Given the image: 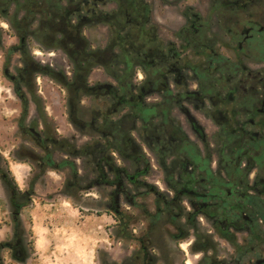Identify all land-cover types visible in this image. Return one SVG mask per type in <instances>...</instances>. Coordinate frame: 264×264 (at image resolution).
<instances>
[{"label":"rangeland","instance_id":"obj_1","mask_svg":"<svg viewBox=\"0 0 264 264\" xmlns=\"http://www.w3.org/2000/svg\"><path fill=\"white\" fill-rule=\"evenodd\" d=\"M210 3L0 0V168L23 204L15 237L11 192L0 179V264H129L139 240L166 241L167 216L148 218L147 186H162L178 128L198 142L186 118L212 132L188 105L184 117L181 102L172 104L196 60L178 38L185 9L206 17ZM215 20L210 14V34L222 40ZM170 48L176 60L166 73ZM15 82L29 101L27 133L18 127ZM43 143L55 164H74L76 178L42 161ZM13 162L27 166L22 182Z\"/></svg>","mask_w":264,"mask_h":264},{"label":"flooded vegetation","instance_id":"obj_2","mask_svg":"<svg viewBox=\"0 0 264 264\" xmlns=\"http://www.w3.org/2000/svg\"><path fill=\"white\" fill-rule=\"evenodd\" d=\"M207 13L185 9L178 38L196 60L172 104L184 117L188 105L212 132L186 118L192 142L177 127L162 186H147L148 218L167 216V239L139 240L129 264H264V0H211ZM210 14L222 40L210 34ZM175 60L170 48L166 73Z\"/></svg>","mask_w":264,"mask_h":264},{"label":"trees","instance_id":"obj_3","mask_svg":"<svg viewBox=\"0 0 264 264\" xmlns=\"http://www.w3.org/2000/svg\"><path fill=\"white\" fill-rule=\"evenodd\" d=\"M43 2H52V0H43ZM28 17V16H26ZM7 74V71L5 72ZM14 80V79H13ZM17 82V81H16ZM14 83L15 86V93L19 97L20 102H21V112H20V119L18 121V127L21 133H27L29 130L26 125V119L28 117V112H29V101L26 97V95L22 92V90L18 87L17 83ZM29 89V88H28ZM29 93H32V90L29 89ZM33 100L35 101L36 104H38L40 101L36 100L37 98L32 97ZM41 147L43 149L44 155L42 158V161L48 165L51 166L55 169L61 168L64 166H68L69 169L71 170V173L73 175V178H76L77 170L72 162H61L60 164H55V162L52 160V153L48 150V148L44 145L41 144ZM0 179L1 181L7 186V188L11 192V205L13 206V231H14V236H19L21 235V225L19 221V211L20 208L22 207L23 204H19L15 200V184L13 182V178L10 177L9 172H5L3 169L0 168ZM32 186V185H31ZM26 193L23 194L25 196ZM28 195V194H26ZM31 249H34L33 246H30Z\"/></svg>","mask_w":264,"mask_h":264},{"label":"crops","instance_id":"obj_4","mask_svg":"<svg viewBox=\"0 0 264 264\" xmlns=\"http://www.w3.org/2000/svg\"><path fill=\"white\" fill-rule=\"evenodd\" d=\"M26 169H27V166H25V164H23V163H21V164H18L16 162L9 163V171L12 173L15 181H17L19 175H21V182L23 181V177L26 174ZM35 236H36V238H38L40 243H41V241L43 243H46V241L44 242L42 240L44 237L46 238V235H44L43 232H39V231L35 230ZM39 238H41V239H39ZM44 264H46V263H44Z\"/></svg>","mask_w":264,"mask_h":264}]
</instances>
